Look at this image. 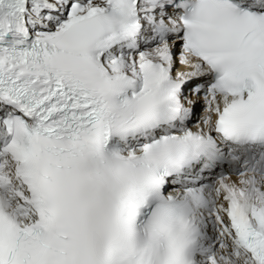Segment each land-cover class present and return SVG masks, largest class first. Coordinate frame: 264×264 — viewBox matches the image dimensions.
<instances>
[{
  "label": "snow or ice",
  "instance_id": "snow-or-ice-1",
  "mask_svg": "<svg viewBox=\"0 0 264 264\" xmlns=\"http://www.w3.org/2000/svg\"><path fill=\"white\" fill-rule=\"evenodd\" d=\"M0 264H264V0H0Z\"/></svg>",
  "mask_w": 264,
  "mask_h": 264
}]
</instances>
